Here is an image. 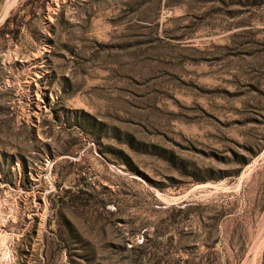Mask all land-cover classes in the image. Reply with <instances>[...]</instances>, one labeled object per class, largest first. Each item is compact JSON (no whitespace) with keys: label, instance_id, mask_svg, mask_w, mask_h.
<instances>
[{"label":"rangeland","instance_id":"374dc122","mask_svg":"<svg viewBox=\"0 0 264 264\" xmlns=\"http://www.w3.org/2000/svg\"><path fill=\"white\" fill-rule=\"evenodd\" d=\"M2 28L0 264H264V0H0Z\"/></svg>","mask_w":264,"mask_h":264},{"label":"trees","instance_id":"16d2710c","mask_svg":"<svg viewBox=\"0 0 264 264\" xmlns=\"http://www.w3.org/2000/svg\"><path fill=\"white\" fill-rule=\"evenodd\" d=\"M32 4H34V3L32 2ZM39 5H40V4H39ZM9 20H10V18H7V19H6V21H5V23H4V27H7V26H8ZM3 29H4V28H2V29L0 30V35H1V36H2L3 33L8 32V31H3ZM10 31H12V30H10Z\"/></svg>","mask_w":264,"mask_h":264},{"label":"bare ground","instance_id":"6f19581e","mask_svg":"<svg viewBox=\"0 0 264 264\" xmlns=\"http://www.w3.org/2000/svg\"><path fill=\"white\" fill-rule=\"evenodd\" d=\"M6 9H8V7H6ZM6 11V10H5ZM7 12V11H6Z\"/></svg>","mask_w":264,"mask_h":264}]
</instances>
